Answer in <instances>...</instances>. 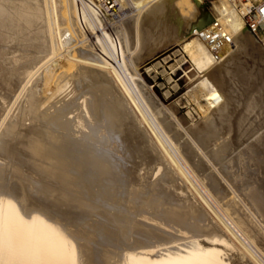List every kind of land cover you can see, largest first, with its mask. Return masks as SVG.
Listing matches in <instances>:
<instances>
[{
	"label": "bare ground",
	"instance_id": "obj_1",
	"mask_svg": "<svg viewBox=\"0 0 264 264\" xmlns=\"http://www.w3.org/2000/svg\"><path fill=\"white\" fill-rule=\"evenodd\" d=\"M98 1L0 0V264H264V46L227 0ZM214 18L221 60L195 35ZM170 41L205 93L186 129L135 73Z\"/></svg>",
	"mask_w": 264,
	"mask_h": 264
},
{
	"label": "rangeland",
	"instance_id": "obj_2",
	"mask_svg": "<svg viewBox=\"0 0 264 264\" xmlns=\"http://www.w3.org/2000/svg\"><path fill=\"white\" fill-rule=\"evenodd\" d=\"M212 2L218 5L217 0H204V7L212 10ZM188 11L189 8L186 6L180 10V13L183 17H188ZM259 41L264 46V40ZM165 46L156 50L151 55H144L139 61L138 67L135 69V73L139 82L144 84V89L147 90L148 94L155 101L152 102L151 108L161 112V117L162 115L165 116V114L170 115L173 117L175 123H177V126L180 127V129H186V127L188 128L197 125L202 119L207 108L206 101L204 99L205 93L196 85V81L201 74L194 69L187 56L182 52L181 44L175 41H170V43H168L166 47ZM261 80L263 79H260V82L257 81V83L260 84H258L259 86L255 84V92L259 88L263 89L262 82H264V80ZM261 89L258 90L259 93L256 92L258 95H261ZM255 92L252 93L256 94ZM246 97L247 94L246 96H243V99ZM154 103H156L155 105L157 107ZM257 104L259 107L256 105V114L254 112L253 115H251L252 113L250 114L251 117L249 116V123H251V127H255L256 125L255 128L264 125V104L262 105L261 101ZM241 105H239L240 109L244 107L243 103H241ZM132 109L145 132L148 133L147 135L153 144L156 145L158 151H160L161 156H163L162 158L170 165L171 169L175 171L174 173L178 176L177 178L181 187L187 190L188 193L190 192L189 194L194 201L202 207L209 217L214 219L212 216V210L206 205V203L202 200L200 201L198 193H196L191 186L193 185V182L191 180L190 182L187 175L185 176L183 172L180 173V171L176 168L175 164L169 157L168 152L165 150V147L159 142L149 126L143 121L140 113L134 105L132 106ZM253 118L254 120L257 119L258 122L256 120L254 121Z\"/></svg>",
	"mask_w": 264,
	"mask_h": 264
},
{
	"label": "built area",
	"instance_id": "obj_3",
	"mask_svg": "<svg viewBox=\"0 0 264 264\" xmlns=\"http://www.w3.org/2000/svg\"><path fill=\"white\" fill-rule=\"evenodd\" d=\"M232 3L242 18L243 25L258 40H264V0H227ZM236 2V4H235ZM97 3L100 1L97 0ZM115 6V7H114ZM101 8L110 14L117 12L114 0H101ZM195 35L206 45L215 60H221L226 50L233 47V36L227 24L214 18Z\"/></svg>",
	"mask_w": 264,
	"mask_h": 264
}]
</instances>
